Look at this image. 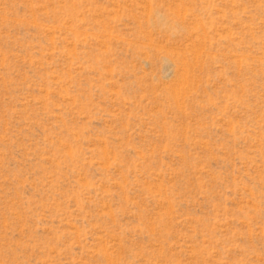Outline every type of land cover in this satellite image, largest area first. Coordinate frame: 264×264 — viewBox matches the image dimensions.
<instances>
[{"label": "rangeland", "instance_id": "1", "mask_svg": "<svg viewBox=\"0 0 264 264\" xmlns=\"http://www.w3.org/2000/svg\"><path fill=\"white\" fill-rule=\"evenodd\" d=\"M0 264H264V0H0Z\"/></svg>", "mask_w": 264, "mask_h": 264}]
</instances>
